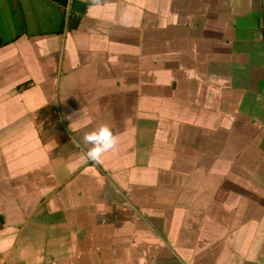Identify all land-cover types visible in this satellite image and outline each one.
Masks as SVG:
<instances>
[{
  "label": "crops",
  "instance_id": "0c3cea01",
  "mask_svg": "<svg viewBox=\"0 0 264 264\" xmlns=\"http://www.w3.org/2000/svg\"><path fill=\"white\" fill-rule=\"evenodd\" d=\"M0 34V264H264V0H0Z\"/></svg>",
  "mask_w": 264,
  "mask_h": 264
},
{
  "label": "clouds",
  "instance_id": "9594fccd",
  "mask_svg": "<svg viewBox=\"0 0 264 264\" xmlns=\"http://www.w3.org/2000/svg\"><path fill=\"white\" fill-rule=\"evenodd\" d=\"M71 119V116L68 117ZM79 128H87L91 123V118L87 117L84 111L81 109L77 119ZM73 121V122H74ZM84 148L83 158L80 160V164H86L88 162H100L102 156L116 148L118 143L117 136L113 133L112 129L106 123H101L97 127L83 134L82 137ZM73 144L79 148L80 142L73 139Z\"/></svg>",
  "mask_w": 264,
  "mask_h": 264
},
{
  "label": "water",
  "instance_id": "95a60500",
  "mask_svg": "<svg viewBox=\"0 0 264 264\" xmlns=\"http://www.w3.org/2000/svg\"><path fill=\"white\" fill-rule=\"evenodd\" d=\"M1 44H2V38H1V34H0V46H1Z\"/></svg>",
  "mask_w": 264,
  "mask_h": 264
}]
</instances>
